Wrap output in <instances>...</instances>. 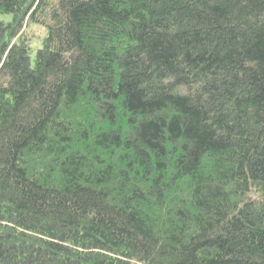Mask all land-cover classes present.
<instances>
[{
    "label": "trees",
    "instance_id": "1",
    "mask_svg": "<svg viewBox=\"0 0 264 264\" xmlns=\"http://www.w3.org/2000/svg\"><path fill=\"white\" fill-rule=\"evenodd\" d=\"M0 16V264H264V0Z\"/></svg>",
    "mask_w": 264,
    "mask_h": 264
},
{
    "label": "rangeland",
    "instance_id": "2",
    "mask_svg": "<svg viewBox=\"0 0 264 264\" xmlns=\"http://www.w3.org/2000/svg\"><path fill=\"white\" fill-rule=\"evenodd\" d=\"M1 18H3L6 21L10 20V18L7 16L1 17ZM32 29H33L34 34L36 35V38L34 39L33 43L31 44V50H32L31 57L33 59L35 57V53H36L37 49H39L41 47V42L39 41L41 39V37H39V36H41L42 33L37 28H32Z\"/></svg>",
    "mask_w": 264,
    "mask_h": 264
},
{
    "label": "water",
    "instance_id": "3",
    "mask_svg": "<svg viewBox=\"0 0 264 264\" xmlns=\"http://www.w3.org/2000/svg\"><path fill=\"white\" fill-rule=\"evenodd\" d=\"M254 195V193H252Z\"/></svg>",
    "mask_w": 264,
    "mask_h": 264
}]
</instances>
